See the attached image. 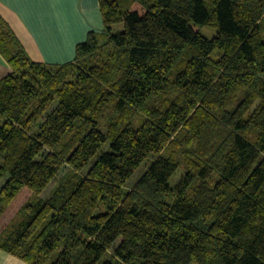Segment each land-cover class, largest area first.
<instances>
[{
	"label": "trees",
	"instance_id": "trees-1",
	"mask_svg": "<svg viewBox=\"0 0 264 264\" xmlns=\"http://www.w3.org/2000/svg\"><path fill=\"white\" fill-rule=\"evenodd\" d=\"M100 7L103 31L61 64L32 60L0 15V219L33 195L0 248L30 264H264V0Z\"/></svg>",
	"mask_w": 264,
	"mask_h": 264
},
{
	"label": "crops",
	"instance_id": "crops-1",
	"mask_svg": "<svg viewBox=\"0 0 264 264\" xmlns=\"http://www.w3.org/2000/svg\"><path fill=\"white\" fill-rule=\"evenodd\" d=\"M0 15L32 60L61 64L75 59L77 45L104 29L100 0H0ZM12 67L0 52V80ZM0 264H30L0 248Z\"/></svg>",
	"mask_w": 264,
	"mask_h": 264
},
{
	"label": "rangeland",
	"instance_id": "rangeland-1",
	"mask_svg": "<svg viewBox=\"0 0 264 264\" xmlns=\"http://www.w3.org/2000/svg\"><path fill=\"white\" fill-rule=\"evenodd\" d=\"M201 29H202L203 34L210 37V38L212 36H214L217 32V29L212 28V27L210 28L206 25H202ZM68 168H69V166L67 165L66 168L59 174V176L56 179H54V181L48 186L49 188H47L43 192L44 196L50 194L53 191V189L55 188V185L64 176V174L66 173V170ZM146 168H147V165L145 164L137 171L136 176L131 181V184L136 183V181L139 179V177H141V175H143ZM184 173H185L184 168L183 167L180 168L179 171L177 172V174L171 178L170 182H172L173 184L178 183V180L182 177V175ZM32 196L33 195H31L29 189H24L20 193V195L9 206V209L6 210L5 215L0 219V231L3 230L10 223V220H12L16 216V214L18 213L17 211L21 208V206H23L27 201H29L32 198Z\"/></svg>",
	"mask_w": 264,
	"mask_h": 264
}]
</instances>
